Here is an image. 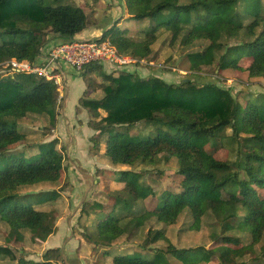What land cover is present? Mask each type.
<instances>
[{
	"label": "trees",
	"instance_id": "1",
	"mask_svg": "<svg viewBox=\"0 0 264 264\" xmlns=\"http://www.w3.org/2000/svg\"><path fill=\"white\" fill-rule=\"evenodd\" d=\"M124 1L125 16L98 37L111 41L121 54L140 61L147 59L153 51V38L162 29L171 28L172 43L179 40L180 45L189 47L200 40L209 42L205 49L183 56L187 70L204 71L217 51H224L219 72L239 69V62L245 58L251 61L246 68L250 76L264 72L263 0H247L239 15L236 12L240 0ZM235 16L249 22L238 23ZM90 17L85 7L58 1L46 4L45 0H0V35L8 36L0 42V63L11 58L38 59L49 40L59 38L58 43H65L92 26ZM145 19L152 23L140 31L142 38L132 37L127 27L119 26L121 20ZM237 37L244 40L232 44L230 40ZM229 57L232 59L228 60ZM95 72L106 81L103 97H81L79 102L91 113L90 126L101 134H109L104 155L114 163L130 167L154 166L158 159L177 158L179 169L178 181L159 196L148 184L140 189L129 179L133 172L123 170L125 190L136 198L152 195L159 201L154 209L134 213L126 222L118 215L101 219L94 234L88 235L89 241L101 248L112 246L135 222L128 238L135 239L143 250L154 252L153 258L116 254L113 264H170L168 253L184 264L205 263L207 253L217 258L215 264H232L259 244L264 236V94H250L243 104L229 89L209 80L170 83L128 70L115 76L104 72L99 63L87 64L80 71L88 86L85 93L102 86L90 76ZM57 102V88L45 77L18 72L0 75V156L12 160L0 168V224L21 234L41 230L36 237L42 240L56 228L59 195L55 191H40L25 194L20 197L24 201L17 202L20 198L15 191L22 185L55 183L61 179L64 159L57 147L58 139L39 144L37 160L15 157L10 149L22 144L25 134L16 120L35 109L32 112L47 114L55 122ZM140 122H152L154 131L144 137L133 134L132 129ZM203 137L206 139L199 141ZM226 141L237 143L236 160L215 156ZM204 143L212 145L210 152L204 149ZM185 210L192 217L190 227L194 230H201L207 214L215 216L221 226L219 232L211 233L216 244L210 249L177 248L171 244L167 250L155 249L153 244L168 238L163 229L147 228L148 221L156 217L159 222L173 225ZM230 231L250 233L251 243L239 248L221 244ZM2 250L12 252L0 245ZM60 251L47 249L40 261L20 257L17 264H53L54 259L61 257Z\"/></svg>",
	"mask_w": 264,
	"mask_h": 264
},
{
	"label": "rangeland",
	"instance_id": "2",
	"mask_svg": "<svg viewBox=\"0 0 264 264\" xmlns=\"http://www.w3.org/2000/svg\"><path fill=\"white\" fill-rule=\"evenodd\" d=\"M57 0H45L46 4H53ZM100 0H62V3H71L85 7L86 11L91 16L93 27L103 21V18L110 12L114 15L122 17L123 11L126 10V2L124 0H111V3L99 2ZM107 1V0H106ZM247 0H240L237 7L236 15L244 12L245 3ZM181 3H188L189 0H180ZM59 3V1H58ZM264 3V0H263ZM97 17H96V16ZM125 16V15H123ZM101 20V21H100ZM234 20L238 23L247 24L249 20L235 16ZM150 19L145 20H121L119 26L121 28L127 27L129 35L136 38H142L140 31L148 28L151 25ZM22 27L27 25L22 24ZM88 27V28H90ZM110 27V26H109ZM103 33V32H102ZM51 38V37H50ZM92 37H84L78 39H89ZM8 39L7 35H0V42ZM52 40V39H51ZM51 40L48 41V45ZM244 38L237 37L230 40L232 44ZM209 42L200 40L195 42L192 46L185 47L180 45L178 40L172 43V29H162L152 40V53L144 60H137V63H132L126 67L117 68L110 64H102V69L107 74L119 75L120 71H138L142 77H160L170 83H180L186 79H194L199 82L212 81L219 86L229 89L232 95L241 103L245 104L250 94L255 97L258 93L264 94V72L259 76H250L246 68L250 65V60L245 58L239 62L241 66L239 69H226L223 73L219 72V61L224 51H217L216 57L205 66L202 72H194L187 70L186 64L182 62L183 56L188 52L203 50L207 47ZM232 59L229 57L228 60ZM8 72L0 70V75H5ZM62 82L64 85L60 90L51 81L58 91L57 102V119L53 122L47 114L32 112L35 109L29 110L30 113L26 117L17 119L19 127L24 132L23 143L11 148L12 155L18 158H25L26 160H37L40 157L41 148L38 146L41 143L49 142L58 139V149L63 156V173L59 181L55 183H39L34 185H22L16 191L18 197H23L28 193H36L40 191H55L58 199V216H61L69 198V193L74 192L79 196V192L90 193L85 202L82 203V221L84 225L91 224L94 220L96 222L107 218L109 215H118L124 217L129 215L135 216L134 213H143L145 209H154L159 198L148 196L147 198H136L132 193L125 190L127 181L122 180V171L131 170L133 172L129 175L131 181L136 182L140 189H143L146 184L155 189L157 195L169 188L178 181V160L173 158L170 161L159 160L154 166H147L138 164L135 167L123 166L114 163L108 156L104 155L105 143L109 134H101L90 126L91 113L89 109L80 105L81 97H89L92 99H100L103 97V85L106 83L105 79L98 73H91L92 79L98 83H102L100 89L95 91L87 90L86 80L80 76V71L72 69L69 71L63 68L60 72ZM14 120L11 118V121ZM154 124L152 122L137 123L132 129L133 134H140L147 136L154 131ZM231 133V130H229ZM206 139L203 137L199 141ZM198 141V142H199ZM26 143V144H25ZM212 145L204 143V149L210 152ZM238 155L237 143L226 141L222 147L215 152L217 159L236 160ZM11 158L0 156V168L5 167L10 163ZM63 193V195L61 194ZM83 195V194H82ZM80 195V196H82ZM24 199L20 198L17 202H22ZM80 207V208H81ZM90 211L96 212L95 218L92 215L88 216ZM132 212V213H130ZM94 215V214H93ZM58 217V218H59ZM135 223V222H134ZM134 223L127 226L126 232L119 237L114 244H112L109 254H130L139 255L146 258H153L154 252L143 250L140 244L135 239H129V232ZM192 217L188 210L181 213L176 224L167 225L159 222L156 217H152L148 221L147 228L163 229L168 240H161L155 244V249L167 250L168 245L177 248H190L197 246H206L209 249L214 244L212 242L211 233L219 232L220 222L217 221L213 214L209 213L204 217L201 230L191 229ZM41 230L35 233L21 234L15 229H5L0 224V245L6 246L10 254L0 251V264H17L20 257L40 261L44 258V253L41 254V248L36 245V236ZM88 235L94 234V227L86 229ZM80 234V233H79ZM87 235V237H88ZM84 237V235L82 236ZM85 238V237H84ZM238 238L239 241L235 239ZM89 241V239L87 238ZM252 236L248 232L230 231L226 233V238L221 240V244L229 245L234 248H239L242 245L250 244ZM91 242V241H90ZM65 243H60L64 246ZM72 246L68 243V249ZM101 255L99 254V257ZM170 264H184L181 260L175 258L168 253ZM97 257V256H96ZM205 263L215 264L217 258L214 255L207 253L205 255ZM64 261L61 257L54 259L52 262ZM66 263V261H64ZM201 263V264H205ZM67 264V263H66ZM232 264H264V236L262 241L250 249L245 256L238 257Z\"/></svg>",
	"mask_w": 264,
	"mask_h": 264
},
{
	"label": "crops",
	"instance_id": "3",
	"mask_svg": "<svg viewBox=\"0 0 264 264\" xmlns=\"http://www.w3.org/2000/svg\"><path fill=\"white\" fill-rule=\"evenodd\" d=\"M59 3H62V0H57ZM103 4L105 2L111 3V0H100ZM71 4V3H64ZM75 5V4H73ZM86 10V9H85ZM121 16L125 15L126 10L123 11ZM96 16V15H95ZM120 15H114L112 12L108 13L102 22H99L98 25L87 28L81 33L77 34L75 38H84V37H99L102 32L111 26L117 19L121 18ZM97 17V16H96ZM101 21V20H100ZM61 39L56 38L52 39L49 46L46 47L44 51L48 50L49 47L54 46ZM64 69L72 70L74 69L72 66L68 64H63ZM63 195V193H61ZM74 194L73 190L68 196L69 201L65 207V211L61 213V216L57 220L56 228L54 232L50 233L46 240L39 239L36 237L37 242L36 245L41 248V254H43L47 249L59 248L61 251V258L66 261L67 264H113V257L116 254H109L111 247L101 248L96 246L94 243L87 240L88 231L86 229L95 227L96 220L91 222V224L84 225L80 223L82 221V212L83 208L81 207L82 203L90 197V193H82L79 192ZM58 207V204H57ZM81 207V208H80ZM82 211V212H81ZM96 212L90 211L88 216L92 215L95 218ZM94 214V215H93ZM131 216L127 215L125 217V222L129 221ZM80 233V234H79ZM84 235V237H82ZM64 246H61L60 243H65ZM68 243L71 244V248L68 249ZM115 241L113 242V244ZM107 251V254H104ZM99 254L101 255L99 257ZM97 256V257H96Z\"/></svg>",
	"mask_w": 264,
	"mask_h": 264
},
{
	"label": "built area",
	"instance_id": "4",
	"mask_svg": "<svg viewBox=\"0 0 264 264\" xmlns=\"http://www.w3.org/2000/svg\"><path fill=\"white\" fill-rule=\"evenodd\" d=\"M137 60L133 56L121 54L109 40H99L98 37L75 38L65 43H57L46 51L42 50L39 58L34 61L17 58L5 60L0 63V70L8 72L7 74L18 72L45 77L54 81L60 90V87L64 88L60 74L64 68L63 64H68L77 71H81L87 64L91 63L110 64L122 68L134 62L137 63ZM53 264L66 263L57 261Z\"/></svg>",
	"mask_w": 264,
	"mask_h": 264
}]
</instances>
